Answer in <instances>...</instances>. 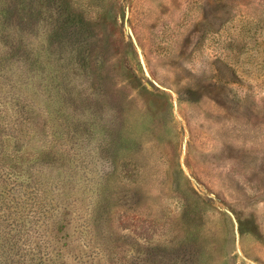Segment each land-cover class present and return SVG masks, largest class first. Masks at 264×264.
Segmentation results:
<instances>
[{
	"label": "rangeland",
	"instance_id": "1",
	"mask_svg": "<svg viewBox=\"0 0 264 264\" xmlns=\"http://www.w3.org/2000/svg\"><path fill=\"white\" fill-rule=\"evenodd\" d=\"M0 264H264V0H0Z\"/></svg>",
	"mask_w": 264,
	"mask_h": 264
}]
</instances>
